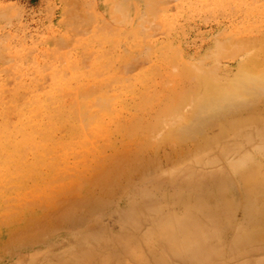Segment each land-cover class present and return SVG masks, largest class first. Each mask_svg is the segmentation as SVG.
<instances>
[{
	"label": "rangeland",
	"instance_id": "rangeland-1",
	"mask_svg": "<svg viewBox=\"0 0 264 264\" xmlns=\"http://www.w3.org/2000/svg\"><path fill=\"white\" fill-rule=\"evenodd\" d=\"M248 70L264 74V0H0V264H28L31 259L47 264L51 255L60 257L74 247L75 238L87 229L101 228L104 236V242L88 251L91 256L112 247H107L111 239L131 233L125 223L127 211L146 198L137 194L151 190L172 171L165 175L156 169L142 171L144 182L139 178L129 187L122 178L116 179L103 196V182L91 174L108 165L115 154H127L122 157L126 159L146 140L153 143L179 129L184 125L181 120L195 113L199 116L191 122L201 125L186 122L184 129L188 124L187 131L194 125L198 128L194 131L208 127L201 130L213 135L218 131L216 119L234 110L235 104L227 103L234 107L230 108L225 103L228 110L220 104L226 113L214 105V111L224 114L208 121L211 109L203 107L207 100L204 95L203 102V89L207 94L208 86L224 87ZM251 93H246L252 101L249 108L244 109L247 95L239 97L245 99L244 107L239 110L236 103L237 109L223 117L228 121L246 117L262 105L264 93L262 97L254 93L255 99ZM199 105L209 118L202 116L206 112L200 117ZM169 108L174 109L168 112ZM161 110L168 115L162 116ZM166 117L174 119L166 122ZM174 124L178 126L172 128ZM147 128L158 131L154 138L142 132L124 135ZM244 147L226 158L219 151H212L214 158L208 156L211 151L205 152L207 162L201 154L196 171L218 175L227 169L228 160L245 150L243 156L257 164L246 177L261 186L264 150L260 153L257 144ZM153 152L157 167L167 169L164 156L169 150L163 146ZM237 182L234 192L222 194L216 206L218 210L228 206L227 214L233 215L224 241L228 254L246 248L237 231L245 216ZM177 183L161 193L171 196L175 187L189 191L191 183ZM86 191L96 197L91 216L69 229L61 217L87 197ZM217 193L210 198L212 203L217 202ZM150 225L143 212L138 235L128 238L141 246V235ZM37 237L42 241L34 248L19 249L23 240ZM256 252L249 260L243 257L232 264H264V248ZM124 260L132 264L129 257ZM166 263L173 264L167 258Z\"/></svg>",
	"mask_w": 264,
	"mask_h": 264
},
{
	"label": "bare ground",
	"instance_id": "bare-ground-1",
	"mask_svg": "<svg viewBox=\"0 0 264 264\" xmlns=\"http://www.w3.org/2000/svg\"><path fill=\"white\" fill-rule=\"evenodd\" d=\"M205 81H208L207 78L205 79ZM207 83L208 82H206L205 85H207ZM198 86L199 85H197V89L200 90V87ZM209 90L214 94H208L210 92ZM203 91L205 92L202 93L201 91L203 102L205 99H207L203 103V107H205L206 110L213 109L212 111L209 110L208 113L213 112L214 114H217L214 115L212 113L213 116H215L212 118L209 113L210 120L208 121H214L212 119L219 118L221 117L220 115L224 114H220L219 112L217 113L216 111H214V105L215 107L219 105L220 107L216 108H219L221 112L224 106H226L227 108L224 107L223 109L226 108V110H228L229 105L227 103L231 105L232 103L230 102H233V105L235 104V109H237L236 107L239 104L238 109L240 108L239 110H241V108L244 107L241 101H245V99L241 98V100H238L237 98L245 97L248 91L249 93H251L250 91H253V93H251L252 99H255L253 95L256 94L254 93L260 94L261 96V94L264 93V74L248 70V72H242L237 76L236 80L228 82V84L224 87L211 86L209 89L208 86L207 94L208 97L209 95L212 96V98L210 97V99L213 102L211 103L210 101L211 105L209 104L206 91L204 89ZM196 92L199 94L198 91ZM195 94L193 93V95ZM249 95L250 94H248L245 98H247ZM183 97H186V95ZM248 98V100L251 99V97ZM236 100H238L241 105L240 103L236 102ZM248 100H246V102L248 103H245L247 105L244 109H246L249 103L252 102L251 100ZM174 103L176 105V102ZM225 103L228 106L224 105ZM205 104H207V107L204 106ZM220 104L224 106L221 107ZM261 104L262 105L252 110L246 117H240L236 120L234 119L235 121L226 120V118L223 117L225 114L220 119H216L218 121V126L216 125L218 127V131H215L213 135H209L207 131H202V126V128H199L201 131H194L198 129L195 128V125H197V127H199L198 124L201 125L200 123L197 124L198 121L194 122L196 123L193 126L195 129L192 127V131V128H190V131H187L190 124H188L187 129H184L186 122H190L192 124V118L193 121L197 120L196 118L199 115L197 116V114L195 113L193 114L194 116H190V119L189 117H185V121L181 120V122L185 123L180 122L179 124L184 125H182V127L179 126V129H174L173 127L178 123L174 124L172 126L174 131L172 128H170L172 130L169 129L170 131H167L166 135L158 141L155 139V141L153 142L154 144L149 142L151 140H146L141 145L140 150L137 153L129 156L128 158L122 159V157L126 156L127 154H122V156L120 153L119 155L118 153L115 154L111 159H109L108 165L101 166L102 168L100 169V171L91 174V178H93L94 180L99 179L103 182V191H101L100 193V195L102 194V196L106 194L108 188L116 179L122 178L124 180V185L129 187L135 180H138L139 178H141V180L139 181L144 182V172L141 173L142 171L148 169H156L157 172L162 173L163 175L167 173L166 171L172 172L168 174L165 179L157 181V185H155V187L151 190L139 191V194H137V196L141 193L143 196H146V198H143L142 202L139 203L140 206H138L139 204H137L136 207H134V205L130 207L127 211V217L125 218V223L128 224V229L131 231V233L124 230L126 234H123L121 239H111L107 247H112H110L108 250L91 256L90 252L88 251L92 249L91 247H94L95 243L104 242V240H102V238L104 239V236L101 228L99 230L95 229L93 231L87 229L81 235L75 238V243L73 242L74 247L66 250L60 257L55 258V256L53 257L51 255V259H46L45 262L47 264H128L124 259H128L129 257L130 259H132V264H142L146 261H148L149 264H167L166 258L169 259L173 264H232L234 260H243L241 259L243 257L246 261L251 259L250 257H252L251 255L253 254V252L257 253L256 251H261L264 248V183L261 186H258L257 182L255 183V185L251 179H247L248 177H246V175H250L252 173H250L249 171H251L255 165L257 166V164L254 163L252 159H248L249 157H244V154L242 153L245 152V150H243V152H239L238 155L236 157H233L232 159H230L231 157L229 158L230 155L228 156L227 159L230 160H228L227 162V169L224 172L218 174L223 176V181H219L216 179L218 177L216 173L200 174L196 170L201 164V158H199L201 154V156L204 158V163L207 162L205 160V157L209 153L205 154V152H212L213 150L216 152L219 151V155L223 156V158H226L224 156L230 153V151L234 149L240 150L242 149V145H245V147H250L251 144L259 145L260 153L263 152L264 101ZM175 105L173 107H175ZM199 106H197L199 108V110L197 109V111L200 112V117L205 112L206 115L203 114L202 116L207 117L208 113L204 110L205 108L202 109V105L200 107ZM197 107L194 108V112L196 111L195 109ZM200 108L202 110H200ZM170 109L171 108L168 109V112H170ZM235 109L233 110L231 108V110L228 112L232 114L231 111H235ZM226 110H222V112L226 113ZM166 111L163 112V110H161L163 114L160 113V111L158 114H162V116H165V114L168 113H165ZM227 113L226 115H229ZM159 116L158 118H161ZM176 118L174 121H176ZM170 119L171 118H168L165 121L167 122ZM163 121L164 120L162 119L161 125H164V123H166L165 121ZM207 123L211 124L213 122ZM207 123L204 125L208 126ZM148 124H151V121ZM168 125L169 124L167 123V127ZM152 126H154L153 123ZM148 129L150 128H147V131H125L124 135L128 137L130 133L142 132L145 134L147 133L146 135L152 137L153 135L158 133V131H149ZM205 129H208V127H206ZM230 137H232L233 140L230 141ZM191 139L195 140L194 143L188 144L187 142L191 141ZM165 145L168 146L165 147ZM163 146L164 148H167L169 150L168 154H164L166 165L170 167H168L167 169H164V166L157 167L159 164L155 159L152 158V154H154L155 151L151 153V151H153L154 149H159ZM213 153L214 152H212V154ZM212 154L210 153L208 155L209 158L215 157L216 153L213 155ZM217 157L220 158V156ZM113 160L115 161L113 162ZM234 176H237V179L235 180H238L237 183L238 187L240 188L239 191L243 195L242 197L244 200L245 209L243 214L245 215L244 221L243 223L239 224L237 231L239 236H244L243 243L244 247L246 248H243L239 252L228 254L226 253L224 241L226 239L228 230H230L232 227L233 215L231 212L227 214L228 206L227 208H220L219 210L216 206L217 203L221 202V200L223 199L222 194L226 192H234ZM163 180H166L168 182L163 183ZM176 181H179L177 185L191 183L189 191L183 193L181 190L175 187L173 188L174 194L171 196H165L166 194L161 193V190H165V187L175 186ZM216 192H218L217 202L212 203L210 198L212 196L215 197ZM88 193L89 192L86 191V194L84 196L87 197H84L82 202L76 204L75 207L67 211V213L61 217L62 220L68 223L69 229H71L72 225H77L78 223L85 222L90 218L91 214L89 212L94 209L91 203L96 197ZM84 202H86L85 204H87L88 206L85 207V205H82ZM161 203L162 205H165L166 208L160 206ZM233 203H235V201H233ZM233 203H230V205L233 206ZM90 204L91 206H89ZM177 206H180L182 210L178 211ZM143 212L149 215L151 225L147 229L146 233L141 235L142 237H144V241L140 246L139 244H136V240H130L128 237L134 236L136 232L138 233V229L140 228L142 222ZM224 214H226V219H222ZM53 229H55V227ZM41 241L42 240L38 237L31 240H23L19 245V249L27 250L29 249V247L34 248L35 245L41 243ZM84 248H89V250L84 251ZM248 250H251V252ZM133 261H135L136 263ZM38 262L40 261L31 259L28 264H37Z\"/></svg>",
	"mask_w": 264,
	"mask_h": 264
}]
</instances>
